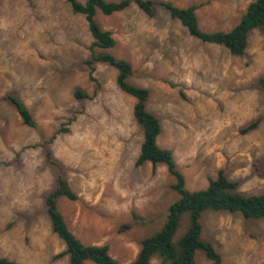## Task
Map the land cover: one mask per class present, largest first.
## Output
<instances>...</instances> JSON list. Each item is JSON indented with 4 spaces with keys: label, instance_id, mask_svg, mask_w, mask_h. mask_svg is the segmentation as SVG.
Here are the masks:
<instances>
[{
    "label": "rangeland",
    "instance_id": "1",
    "mask_svg": "<svg viewBox=\"0 0 264 264\" xmlns=\"http://www.w3.org/2000/svg\"><path fill=\"white\" fill-rule=\"evenodd\" d=\"M157 1L199 6L200 28L215 32L232 30L254 0ZM96 21L113 32L112 54L132 64L131 83L150 90L148 110L163 127L158 146L174 152L187 189H207L223 170L241 193L264 195L261 30L250 32L245 56L236 57L192 37L162 7L154 18L133 4L112 16L99 12ZM93 42L66 0H0V258L69 264L57 258L65 245L45 209L58 173L79 197L59 200L68 227L86 245H109L118 264L137 259L141 241L161 230L179 199L164 165L136 166L144 140L136 101L109 65H96L91 80ZM76 91L91 98L76 100ZM8 96L29 108L37 129L22 124ZM48 149L62 170L48 161ZM202 225L225 264H264V219L206 212ZM188 228L184 215L174 241ZM195 260L213 264L200 251ZM151 264L162 263L154 257Z\"/></svg>",
    "mask_w": 264,
    "mask_h": 264
},
{
    "label": "trees",
    "instance_id": "2",
    "mask_svg": "<svg viewBox=\"0 0 264 264\" xmlns=\"http://www.w3.org/2000/svg\"><path fill=\"white\" fill-rule=\"evenodd\" d=\"M66 1L74 15L85 19L94 40L90 47V58L86 61L91 80L96 81L93 76L96 65H109L118 72L117 85L120 90L136 101L133 115L144 135L136 166L146 163L154 167L164 165L174 179L172 188L179 195V199L169 207L167 220L161 230L141 241L138 257L131 264H151L154 257L159 258L162 264H196L195 256L199 251L213 264H225L214 244L203 239L204 214L239 213L246 219H264V195L246 196L241 193L239 191L241 183L230 180L223 170L218 172L216 180H210L207 189L201 191L187 189L185 176L178 169L174 152L158 146V137L163 127L160 118L148 110L150 90L131 83L134 75L132 64L112 54L111 51L116 47L113 32L102 29L96 21V16L99 12L104 16L122 13L134 4L148 17L154 18L157 8L162 7L169 12L173 20L179 21L192 37L206 44L221 46L233 56L244 57L250 32L258 29L264 35V0H254L250 3L241 21L232 30L215 32H206L200 28L197 5L180 8L171 2L157 0ZM260 87L264 92V77L260 80ZM74 97L79 101L91 98L81 91H76ZM6 99L16 108L24 126L37 129L32 113L23 102L15 96H8ZM258 125L259 122L252 123L243 133L255 130ZM47 159L54 167L62 170L49 149ZM60 198L69 201L79 200L62 173H58L56 177V188L45 198V209L52 231L65 245V251L57 258L67 256L69 264H85L87 261L94 264H118L111 256L109 245H86L70 230L59 208ZM184 215L189 216V228L187 233L175 242L174 237ZM0 264L20 263L1 257Z\"/></svg>",
    "mask_w": 264,
    "mask_h": 264
}]
</instances>
